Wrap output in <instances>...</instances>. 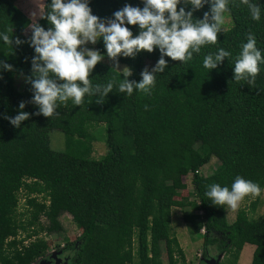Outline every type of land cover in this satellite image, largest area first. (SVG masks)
Masks as SVG:
<instances>
[{
  "label": "trees",
  "instance_id": "obj_1",
  "mask_svg": "<svg viewBox=\"0 0 264 264\" xmlns=\"http://www.w3.org/2000/svg\"><path fill=\"white\" fill-rule=\"evenodd\" d=\"M251 2L261 8L258 21L250 18L247 5L228 0L224 16L231 26L185 63L165 57L168 66L156 74L149 92H116L122 72L97 62L90 84L111 80L113 91L101 103L88 95L81 106L68 101L50 117L32 114L36 109L25 77L33 49L27 43L13 50L0 43V60L13 66L0 73V114L14 116L21 100L30 114L19 128L0 118V264H33L44 256L51 247L45 235L64 231V214L81 229L76 241L64 237L74 250V264H164L162 242L168 264H189L172 231L173 207L196 211L184 219L206 244L221 239L226 259L218 264H237L245 245L254 248L251 264H264V215L254 218L240 208L229 222L227 209L203 197L209 184L230 186L237 175L253 181L258 196L264 190V64L250 85L232 79V62L249 32L264 57V0ZM126 3L143 6L141 0H89V7L107 18ZM207 9L204 5L194 17ZM36 22L49 27L45 19ZM30 23L14 0H0V30L11 28L14 37L25 39ZM128 27L137 33L136 26ZM218 47L230 56L209 71L203 56ZM96 48L104 54L102 40ZM158 57L154 48L115 61L128 65L129 80L139 81L140 72ZM100 125L106 128V150L95 158L91 130ZM53 129L65 134L64 148L52 147ZM212 158L219 164L205 175L203 167ZM189 178L192 190L182 196ZM22 195L24 212L18 211Z\"/></svg>",
  "mask_w": 264,
  "mask_h": 264
},
{
  "label": "clouds",
  "instance_id": "obj_2",
  "mask_svg": "<svg viewBox=\"0 0 264 264\" xmlns=\"http://www.w3.org/2000/svg\"><path fill=\"white\" fill-rule=\"evenodd\" d=\"M141 3L142 7L126 3L111 17L100 18L92 14L89 0H48L43 9L38 8L33 13L47 21V29L38 22L30 23V35L25 39L14 37L11 28L0 30V43L10 49L24 43L33 49L30 75L25 77L32 93L29 102L36 109L32 114L50 117L68 101L73 106H81L86 95L94 96L96 102L101 103L113 91L111 80L90 84L89 73L103 57L87 45H95L98 40H102L103 55L113 61L120 56L134 58L141 51L151 53L154 48L159 52L151 69L146 66L140 72L139 81L129 80L130 71L125 68L123 79L115 85V91L125 96L132 95L134 89L149 92L156 74L164 72L168 66L165 57L185 63L194 53L199 54L202 46L217 42V34L223 32L224 13L228 7V0H141ZM239 3L247 5L253 21L260 19L258 3L251 0H239ZM204 5L208 6L207 11L201 18L194 17V12ZM128 25L137 27L135 35ZM256 43L249 32L246 42L240 44L232 62L233 81H245L250 85L255 79L258 65L264 64ZM229 56L228 50L218 47L214 53L203 56L202 65L210 71ZM12 68L11 64L0 60V73ZM24 109L25 101L21 100L14 116L0 114V118L19 128L30 115ZM258 191L253 181L237 175L230 186L209 184L203 197L212 205L235 209L245 196Z\"/></svg>",
  "mask_w": 264,
  "mask_h": 264
},
{
  "label": "rangeland",
  "instance_id": "obj_3",
  "mask_svg": "<svg viewBox=\"0 0 264 264\" xmlns=\"http://www.w3.org/2000/svg\"><path fill=\"white\" fill-rule=\"evenodd\" d=\"M14 2L29 16L32 23L36 22L40 18L38 14L36 16H33V13L37 12L38 8L43 9L45 4V0H14ZM230 26H231L230 18L228 16H224L222 28L227 29ZM29 31L30 29L28 28L26 30V33H28ZM87 47L94 48L97 50L96 44L95 45L89 44L87 45ZM102 57L103 58L98 62L104 63L108 66L115 67L120 72H122L125 68H128L125 69L126 71H130L127 64L110 60L107 56L104 55H102ZM148 67L150 68L152 67L151 62H148ZM17 82L22 83L23 78L21 76L18 77ZM99 127L93 128L91 130L92 133L95 134L94 136L96 137V139L93 142V154H92L93 157L95 158H99L102 154L105 153L106 150V144L104 142V139L106 137V128L105 126L102 127V125H100ZM50 136H51V143L53 148L57 150L64 148L65 134L62 131L58 129H53L50 132ZM218 164H219V160L217 158H212L211 161L203 167V174L205 175L212 174L213 171L218 166ZM187 181H188V187L182 190L181 192L182 196L188 195V190H192L190 184V178ZM254 202H256V206H255V210L253 211L251 207H252V203ZM26 207L27 206L25 204V198L24 195H22L20 196L18 211L24 212ZM240 208L247 209L249 215L254 218H259L261 215H264V190L260 196H258L257 194H248L238 203L237 208L227 209V219L229 222L235 220L237 211ZM188 212L196 213L195 210H192L190 208L173 207L172 231L177 236L180 246L182 247L186 255L187 263L200 264L202 261L205 245L208 246L209 245L213 246V245L206 244L202 237H196L195 233L192 234L190 225L184 219L185 213ZM22 217L24 218V216ZM71 218L72 217L69 216V214H64L62 216L64 231L51 236L45 235L46 239L51 244L50 250L46 253L48 256L52 255L53 250L56 251L57 253L62 252L59 249L60 248L64 249L63 247L65 245V240H64L65 236L68 237L71 241H76V239L78 238L81 229L74 224ZM200 232L205 233L206 230L204 228H201ZM20 236H22V234H20ZM218 238H220V236H218ZM58 244L59 247H56V245ZM253 249L254 248L252 245H245L237 260V264H251ZM217 252L220 253L219 255H217V257L219 256L220 259L219 261L223 260L222 262L225 263V259H226L225 253L220 252V250H218ZM161 253L164 264H168V258H167L166 247L164 242L161 243ZM33 264H40V258H38Z\"/></svg>",
  "mask_w": 264,
  "mask_h": 264
},
{
  "label": "flooded vegetation",
  "instance_id": "obj_4",
  "mask_svg": "<svg viewBox=\"0 0 264 264\" xmlns=\"http://www.w3.org/2000/svg\"><path fill=\"white\" fill-rule=\"evenodd\" d=\"M220 240L219 239V242L220 243ZM216 243V244H211L213 246H208V245H205L204 247V251H203V257H202V261L200 264H206L208 261H209V258L211 257H217V255H219L220 253L217 252L218 250H220V246L219 244ZM227 243L229 244V241H227ZM77 243H75L76 245ZM77 246V245H76ZM224 246H226V243L224 244ZM223 247V246H222ZM64 249H59L61 250L62 252H56L53 250L52 252V255H47L45 254L44 256H42L40 258V264H74L73 262V255H74V250L73 249H70L68 248V246L65 244ZM220 252H223L222 250H220ZM221 261H219L220 263Z\"/></svg>",
  "mask_w": 264,
  "mask_h": 264
},
{
  "label": "water",
  "instance_id": "obj_5",
  "mask_svg": "<svg viewBox=\"0 0 264 264\" xmlns=\"http://www.w3.org/2000/svg\"><path fill=\"white\" fill-rule=\"evenodd\" d=\"M219 256L218 257H211V258H209V261L206 263V264H218L219 263ZM66 264H67V262H66Z\"/></svg>",
  "mask_w": 264,
  "mask_h": 264
}]
</instances>
